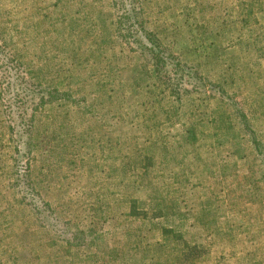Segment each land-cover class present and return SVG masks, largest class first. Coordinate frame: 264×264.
I'll return each mask as SVG.
<instances>
[{
	"label": "rangeland",
	"instance_id": "1",
	"mask_svg": "<svg viewBox=\"0 0 264 264\" xmlns=\"http://www.w3.org/2000/svg\"><path fill=\"white\" fill-rule=\"evenodd\" d=\"M129 3L0 0V264H264V0Z\"/></svg>",
	"mask_w": 264,
	"mask_h": 264
},
{
	"label": "trees",
	"instance_id": "2",
	"mask_svg": "<svg viewBox=\"0 0 264 264\" xmlns=\"http://www.w3.org/2000/svg\"><path fill=\"white\" fill-rule=\"evenodd\" d=\"M130 5L129 10L130 12H127V14H131L134 18V23L135 25H137L138 27H141L142 25V20L140 19L139 15H140V7L137 6L136 4V0H130ZM145 38L150 41V44H152L153 46H146L145 44H142L144 47V50H147V54L149 55L151 62H152V66H153V71L156 73V75L159 78L165 79L168 81V85L171 87V90L175 93L178 94L179 91V87L181 85V83L178 81L179 78L181 80V78H185L186 77V73L183 72L182 69H173L172 73H169L168 70L165 68V62L169 59H173V57L166 55V54H161L160 52H156V43L154 42L153 39L148 38L147 34H144ZM168 60V61H169ZM22 82V81H21ZM17 84V83H15ZM24 97H28L27 94H24ZM13 124H18L16 122V120H14ZM21 124V122L19 123V125ZM11 129H14V127H12ZM21 129H23V127H21ZM27 130H22L20 133H26ZM26 145H30V142L26 141Z\"/></svg>",
	"mask_w": 264,
	"mask_h": 264
}]
</instances>
